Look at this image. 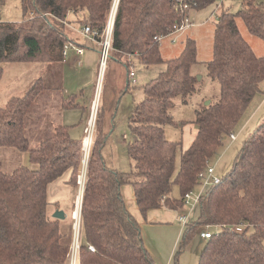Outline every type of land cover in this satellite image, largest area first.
Returning <instances> with one entry per match:
<instances>
[{"label": "trees", "instance_id": "trees-1", "mask_svg": "<svg viewBox=\"0 0 264 264\" xmlns=\"http://www.w3.org/2000/svg\"><path fill=\"white\" fill-rule=\"evenodd\" d=\"M216 1L186 0L192 8ZM112 2L21 0L25 20L0 22V79L4 62H63L64 47L73 39L66 28L70 15L97 30L100 39ZM242 5L239 12L222 10L216 18L213 57L207 70L209 77L220 82V92L209 104L203 102L196 108L199 129L191 145L181 150L178 165L181 142L167 139L165 125L173 121L171 109L176 99L188 104L198 89L199 79L193 70L198 63L196 40L187 38L182 52L165 60L158 37L172 33L186 17L176 0H120L113 50L135 55L146 66L166 63V68L147 83L144 98L130 117L135 135L128 142V152L135 161L133 171H119L103 160V115L98 109V134L88 160L82 200L78 264H157L121 188L132 185L143 216L163 207L180 210L186 205L185 195L200 183L199 174L208 168L261 92L264 55L258 56L243 37L237 17L264 40V0H243ZM50 89L40 78L25 95L0 106V148L28 153L38 165L33 169L19 166L12 172L0 169V264L72 263V231L63 228L66 220L49 216L48 187L67 171L76 180L83 140L70 135V125L59 124L32 147L26 131L30 110ZM78 105L75 93L61 97L64 110ZM175 184L180 196L171 195ZM202 226H217L218 230L205 243L199 264H264V122L245 141L232 170L199 196V216L185 224L181 251ZM179 254L174 256L176 264Z\"/></svg>", "mask_w": 264, "mask_h": 264}, {"label": "rangeland", "instance_id": "rangeland-1", "mask_svg": "<svg viewBox=\"0 0 264 264\" xmlns=\"http://www.w3.org/2000/svg\"><path fill=\"white\" fill-rule=\"evenodd\" d=\"M114 1L109 12L108 22L112 16ZM242 2L243 0H217V2L205 7L192 9L189 11V19L195 25L187 26L185 29L163 37L161 40V54L165 60L177 57L184 49L185 41L188 37L194 38L197 43L198 63L193 70L197 76L201 75L202 77L197 84L198 89L190 95L191 99L188 104H183L180 98L176 99V104L171 109L173 121L165 125L167 139L181 142L178 149L179 152L191 145L193 138L198 132L199 126L195 121L196 108L202 105L203 102L206 103L208 100L215 99L220 92V82L209 77L207 70V63L213 57L217 14L222 10L237 13L243 8ZM119 3L120 0L117 2L115 13L118 10ZM25 18L21 0H0V22H23ZM69 18L68 27H66L69 36L74 37L75 40L86 46L85 55L80 58L82 65L74 64L71 61L72 48H69L65 63L58 62L57 65H49L48 62L39 59L3 63L4 71L0 79V106L6 105L12 97L25 95L29 88L40 78L51 87L29 112V122L26 131L32 147L38 146L49 130L61 123L71 125V134L75 139L84 140L86 136L84 129L87 125L95 94L100 53L97 43L80 32L83 25L77 22V16L70 15ZM237 23L243 37L253 45L259 55H263L264 40L253 35L248 30L242 17H237ZM165 68L166 63L146 66L135 55H121L117 51L111 50L103 71L98 102V109L101 108L103 115L101 153L103 160L109 167L123 172H130L135 169V161L128 152V142L135 138L130 127V117L135 105L144 98V89L147 83L156 78ZM131 71L134 72L136 77L130 78L128 84L127 80ZM60 85L63 87L62 90L55 89ZM72 92H78L77 102L81 105L66 110L62 109L61 97L67 96V94ZM96 111L98 113L97 105L92 125V128L95 125L93 144L98 134L95 123V120H97ZM90 115H92L93 119V111ZM63 119L65 122H62ZM263 122L264 80L261 83V92L255 96L235 127L233 133L236 138L233 140L231 135H229L225 139L224 145L217 152L218 154L209 163L208 167H213L216 171L213 173L212 178H209L208 174L206 175L210 182L205 184V181L200 179V183L191 191L193 198L180 210H176L177 212L173 209H161L156 212L170 219L180 215H188V222L196 221L199 216V208L197 206L199 196L204 194L215 180L224 177L232 170L235 159L242 150L245 141L253 135ZM91 124L90 120V126ZM87 155L84 164L85 153L82 149V163L78 169L75 181L72 179L71 171H67L48 187L49 216L54 217L53 215L57 210H64L67 213V218L64 219L66 222L62 224L64 229L70 228L72 231L71 257H73L74 243L77 239L75 225L77 221L74 218L75 209L78 205L79 195H82V202L83 191L87 182L89 160ZM89 155H91L90 152ZM35 164L30 160L28 153L21 152L15 148H0V169L5 172H12L19 166L33 169L37 165ZM204 171L207 173V168ZM81 178L84 186L80 184ZM129 188L131 190V185ZM171 195H181L176 184L172 186ZM81 211L82 203H80L79 211V243L81 238ZM179 223L182 224L177 220L173 226L178 229L181 227ZM182 225L184 226V223ZM206 229L217 232L218 227H200L195 231L182 251L179 243L177 254H180L177 264H199L201 251L208 240L202 238L200 232ZM171 236L169 233H159L149 229V242L154 244L162 243V241L167 244ZM149 252L157 264L165 263V258L157 260L156 254L151 249H149ZM158 254L162 257L160 252ZM175 263L174 258L173 264Z\"/></svg>", "mask_w": 264, "mask_h": 264}, {"label": "crops", "instance_id": "crops-1", "mask_svg": "<svg viewBox=\"0 0 264 264\" xmlns=\"http://www.w3.org/2000/svg\"><path fill=\"white\" fill-rule=\"evenodd\" d=\"M192 9H195V8H191L190 10H192ZM189 11L186 14L188 19H189ZM218 15L219 14H217V17H218ZM189 21H191V20L189 19ZM191 22H193V21H191ZM194 25H195V23H194ZM72 38H73V39H71L72 41L82 45L84 47V49H85L86 46L84 44L79 43L77 40L74 39V37H72ZM188 38H190V37H188ZM95 43H97V42H95ZM160 43H161V41H160ZM250 45H251V43H250ZM251 46H252L254 52L258 56H261V55L258 54V52L255 51V48L253 47V45H251ZM97 48L100 51V45L98 43H97ZM72 51H73V55L70 58L71 61L74 62V64L82 65V62H81L80 58L85 55V52H84V54L81 57H79L75 53L74 50H72ZM197 55H198V50H197ZM263 55H264V53H263ZM67 57L64 58L63 63H65V61H66L65 59H67ZM99 58H100V56H99ZM98 73H99V68H98V71H97V80H96L95 94H94V98H93V101H92V104H91L90 114L93 111L94 105H97V110H98L99 93H100V90H101V79H102V78L99 79V74ZM135 77H136V75H135ZM127 81H128V84H129L130 76L128 77ZM72 93H74V92H72ZM69 94H71V93H69ZM75 94H77V100H78V92L75 93ZM80 105L81 104H79L78 106H80ZM96 113H97V111H96ZM90 114H89V117H88V120H87V125L85 126V129H84V132L86 131V136H85L84 140L89 138L88 134H87V128L89 127L90 120L92 119V117H91L92 115H90ZM62 122H65L64 119L62 120ZM61 124H64V123H61ZM66 125H70V124H66ZM71 131H72V127L70 128V135L73 137V135L71 134ZM94 131H95V125H94V128H93L92 135L90 136V139H91V143H90V147H89V152L90 153H91L92 146H93ZM84 140H83V147H82L83 151L85 150V148H84ZM89 157H90V155H89ZM179 163H180V152L178 151L177 164L179 165ZM215 172L216 171H214V173ZM129 187H130V184H124L122 186V188H121V192H122V195H123V198L125 200V203H126V206H127L128 210L135 216V218L137 219V221L139 222V224L141 226V230H142L145 246L147 247L148 250L151 249L156 254L157 260H160V258H165V263H163V264H173L174 256L177 253V249L179 247V243L181 241V238L183 236V232L185 230V224L183 226L182 225L183 223L182 224L179 223L181 225V227L177 229V228H175L173 226V224L178 220L179 216L176 217V218L170 219L169 217H164L162 214L156 212V211L161 210V209H169V208H166V207H163V208H160V209L150 210V211H148L146 216H143L141 211H140V208H139V206L137 204L134 188L131 185L132 188L130 190ZM82 200H83V198H82ZM197 206L199 208V201H198ZM186 216H187V222H188L189 221V216L188 215H186ZM149 229L151 231L155 230V231H157L159 233H161V232L167 233V234L169 233L170 235H172L171 239L169 240V242L167 244L163 243V241H162V243H158V244H154L153 242H149ZM203 231H205V230H201V232H200V236L201 237H202L201 233ZM204 239H206V238H204ZM79 248H80V243H79V246H78L77 251H76V259L72 260V263L75 261V264H78ZM158 252L161 253L162 257L159 256Z\"/></svg>", "mask_w": 264, "mask_h": 264}, {"label": "built area", "instance_id": "built-area-1", "mask_svg": "<svg viewBox=\"0 0 264 264\" xmlns=\"http://www.w3.org/2000/svg\"><path fill=\"white\" fill-rule=\"evenodd\" d=\"M176 2H177V7L180 8L181 12L184 13L185 15L192 8L186 2V0H176ZM115 14L110 17L109 22L107 24V27L104 30V32L101 34L100 39L97 38V35H99V32L97 30H94V29L90 28V26H83V28L80 31L85 37L90 38L91 40L97 42L100 45V51H99L100 60H99V73H98L99 74V79L102 78L106 62L108 60V57L110 56L111 50L113 49V32H114ZM29 15H30V17H33L34 12L30 11ZM192 25H194V23L189 21V19L186 16L184 22L181 25H178L174 29V31L172 33H170L169 35H171L173 33H176L178 31H181V30L185 29L187 26H192ZM165 36H167V35L159 36L158 40L161 41L163 39V37H165ZM69 48H72L79 57H81L84 54V52H85V49H84V47L82 45H80V44H78V43H76V42H74L72 40H69L67 42V44L65 45L64 50H63V57L64 58L68 56ZM129 76H130V78L134 77L135 76L134 72L131 71ZM93 128H91V126L89 124V127L87 128L88 137H90L92 135ZM231 138L233 140L236 138L234 133L231 134ZM87 146H88L87 145V139H85L84 140V148H85L84 153H85V156H86ZM89 147H90V144H89ZM84 160H85V158H84ZM214 171L215 170H214L213 167H208L207 168V173L205 171H202L199 174V180L203 179L205 181V184H208L210 182V180L206 178V175L208 174L209 178L210 177L212 178ZM81 180L83 181L82 178H81ZM218 180H215L214 182H216ZM80 184H81V182H80ZM83 184H84V182H83ZM192 198H193L192 193L191 192L187 193L185 195V202L189 203ZM178 220H179V222L186 224L187 223V216L186 215H180ZM213 234H214V232H212L210 230H205V231H203L201 233L202 237L206 238V239L211 238L213 236ZM91 248L93 249L92 246H91ZM73 251H74V253H73L72 260H75L76 259V251L74 249H73ZM71 264H75V261L73 263H71Z\"/></svg>", "mask_w": 264, "mask_h": 264}, {"label": "bare ground", "instance_id": "bare-ground-1", "mask_svg": "<svg viewBox=\"0 0 264 264\" xmlns=\"http://www.w3.org/2000/svg\"><path fill=\"white\" fill-rule=\"evenodd\" d=\"M119 0H115L114 1V6H113V11H112V16L114 15V13H115V9H116V6H117V2H118ZM95 110H96V105L93 107V119H91V128H92V125H93V122H94V119H95ZM90 142H91V139H90V137L87 139V151H86V155L89 153V144H90ZM87 156H89V155H87ZM85 161H86V156H85V160H84V164H85ZM85 171H86V168H85ZM84 184H83V181L81 180V186H83ZM82 196V195H81ZM81 196L79 195V200H78V205H77V208L75 209V215H74V218H75V220L77 221L76 222V237H77V239H76V241H75V243H74V250L75 251H77V248H78V246H79V240H78V237H79V229H80V226H79V211H80V203H81ZM78 227H79V229H78ZM77 229H78V231H77Z\"/></svg>", "mask_w": 264, "mask_h": 264}, {"label": "water", "instance_id": "water-1", "mask_svg": "<svg viewBox=\"0 0 264 264\" xmlns=\"http://www.w3.org/2000/svg\"><path fill=\"white\" fill-rule=\"evenodd\" d=\"M201 78H202L201 75L198 76V79H199V80H200ZM209 103H210V100H208V101L206 102V104H209ZM53 216H54V218L64 220V219L67 218V213H66L64 210H57V211L54 213Z\"/></svg>", "mask_w": 264, "mask_h": 264}]
</instances>
